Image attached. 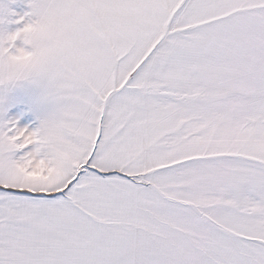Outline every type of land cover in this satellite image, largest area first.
<instances>
[{
    "label": "snow or ice",
    "instance_id": "1",
    "mask_svg": "<svg viewBox=\"0 0 264 264\" xmlns=\"http://www.w3.org/2000/svg\"><path fill=\"white\" fill-rule=\"evenodd\" d=\"M0 264H264V0H0Z\"/></svg>",
    "mask_w": 264,
    "mask_h": 264
}]
</instances>
